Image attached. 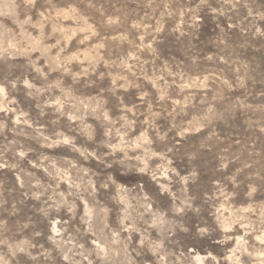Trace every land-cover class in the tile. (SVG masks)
Masks as SVG:
<instances>
[{
	"label": "rangeland",
	"instance_id": "obj_1",
	"mask_svg": "<svg viewBox=\"0 0 264 264\" xmlns=\"http://www.w3.org/2000/svg\"><path fill=\"white\" fill-rule=\"evenodd\" d=\"M0 264H264V0H0Z\"/></svg>",
	"mask_w": 264,
	"mask_h": 264
},
{
	"label": "clouds",
	"instance_id": "obj_2",
	"mask_svg": "<svg viewBox=\"0 0 264 264\" xmlns=\"http://www.w3.org/2000/svg\"><path fill=\"white\" fill-rule=\"evenodd\" d=\"M71 210V209H70Z\"/></svg>",
	"mask_w": 264,
	"mask_h": 264
}]
</instances>
